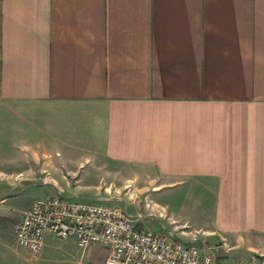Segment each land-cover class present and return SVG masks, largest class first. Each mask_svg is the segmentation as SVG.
<instances>
[{"label": "crops", "instance_id": "0c3cea01", "mask_svg": "<svg viewBox=\"0 0 264 264\" xmlns=\"http://www.w3.org/2000/svg\"><path fill=\"white\" fill-rule=\"evenodd\" d=\"M2 155L20 168L0 172L48 182L38 198L106 204L73 194L112 177L203 195L195 230L168 232L221 238L228 263L264 264V0H0ZM9 189L22 194L1 199L18 223L36 199ZM16 224L10 240L0 227V264H31ZM56 238L79 247L46 233L34 264L59 258ZM106 254L82 249L78 264Z\"/></svg>", "mask_w": 264, "mask_h": 264}, {"label": "built area", "instance_id": "2783aa9c", "mask_svg": "<svg viewBox=\"0 0 264 264\" xmlns=\"http://www.w3.org/2000/svg\"><path fill=\"white\" fill-rule=\"evenodd\" d=\"M49 232L74 237L82 249L103 246L107 254L102 264H230L219 246L198 244L197 236L186 242L171 232L138 226L118 205L73 201L59 194L37 198L15 226L18 244L34 256Z\"/></svg>", "mask_w": 264, "mask_h": 264}, {"label": "rangeland", "instance_id": "374dc122", "mask_svg": "<svg viewBox=\"0 0 264 264\" xmlns=\"http://www.w3.org/2000/svg\"><path fill=\"white\" fill-rule=\"evenodd\" d=\"M4 157V155L0 156ZM7 165H16L17 162L6 163L5 161H0V167L3 168ZM6 168V167H5ZM15 169H19L20 165L14 166ZM13 168V169H14ZM79 180V179H78ZM84 185L89 186V183L93 186L90 188V192L83 194H73L77 195L81 199L86 201H107L106 204H115L120 206L125 212L139 225L148 228L154 232L166 231L168 232L174 229L173 224L178 223L183 226L188 232H192L198 226L197 222L202 221L200 219L204 215L197 217L199 202L198 198L203 197V195H194L189 196L181 191L167 192L166 190L162 193L152 194L149 189V179L148 178H92V179H83ZM43 181L38 178H16L10 174H4L0 172V190L4 189L7 191L5 195L0 196V227H2L11 238L10 228L11 224L14 226L17 222L15 219L8 216L9 210L13 211L9 200L1 201L5 196H22V194H14V190L9 189L13 185L20 187V191L23 192V200L29 201L31 204L35 199L40 196H43L46 192V186L49 185L48 182L42 183ZM72 184L77 186L81 184L80 181H73ZM54 185V183H53ZM87 186H85L87 188ZM47 194V192H46ZM163 204H167L169 212L160 205V201ZM21 203V199L19 201ZM19 206V205H18ZM171 214H174L175 220L170 218ZM12 215V214H11ZM170 215V216H169ZM14 221V222H13ZM13 222V223H12ZM179 229V228H178ZM14 230V229H13ZM177 230V229H176ZM173 231V230H172ZM193 234V233H191ZM192 236H197L198 239L196 242L201 244L203 241H206L208 245L219 246L220 252L223 254L225 252V247L227 246L224 239L221 238H211L207 239L200 237V234H193ZM60 239L56 238V241L53 239L49 247L50 252L58 255V259L53 260V263L45 264H78L79 254L82 249L77 245L69 242L63 243L59 242ZM225 244V245H224ZM17 248H20L17 246ZM93 249H99L94 247ZM85 250V249H84ZM101 250V249H100ZM55 252V253H54ZM53 256V255H52ZM39 254L34 256L30 255L31 264H34ZM226 257V255H225ZM229 258V254L227 253ZM103 255L101 254V257ZM263 260V256H259L257 263H260Z\"/></svg>", "mask_w": 264, "mask_h": 264}]
</instances>
